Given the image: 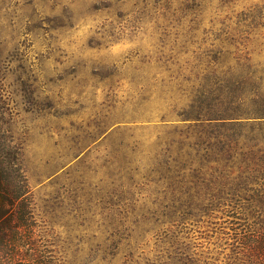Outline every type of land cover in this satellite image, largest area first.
<instances>
[{
	"label": "rangeland",
	"instance_id": "374dc122",
	"mask_svg": "<svg viewBox=\"0 0 264 264\" xmlns=\"http://www.w3.org/2000/svg\"><path fill=\"white\" fill-rule=\"evenodd\" d=\"M263 107L264 0H0L1 181L36 247L0 264H227L258 205L214 157L258 119H206Z\"/></svg>",
	"mask_w": 264,
	"mask_h": 264
},
{
	"label": "trees",
	"instance_id": "16d2710c",
	"mask_svg": "<svg viewBox=\"0 0 264 264\" xmlns=\"http://www.w3.org/2000/svg\"><path fill=\"white\" fill-rule=\"evenodd\" d=\"M261 110V109H258ZM264 110V107H263ZM264 112L258 111V117H216L207 118L220 125L240 127L248 126V119H258V137L248 138L245 135L234 137L226 143V148L219 150L214 162L217 166L211 178L216 182V195L224 187H231L232 195L243 196L242 199L257 203L258 213L238 217L230 215L225 218L228 224L219 228L220 240L228 243L233 254L227 264H264ZM195 121H201L195 119ZM245 122V123H244ZM258 138V139H256ZM221 151V152H220ZM238 163V164H236ZM5 170L0 167V251L10 249L9 258L14 261L22 254L20 249L26 245L36 250L28 197L25 192L16 196L10 195L9 188L2 183ZM242 191H236L235 187ZM249 187V188H248ZM247 198L244 197L245 192ZM215 195V194H214ZM246 196V195H245ZM224 222V223H225ZM40 264H44L40 262Z\"/></svg>",
	"mask_w": 264,
	"mask_h": 264
}]
</instances>
